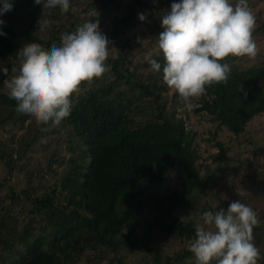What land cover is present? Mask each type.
I'll return each instance as SVG.
<instances>
[{"label": "trees", "instance_id": "16d2710c", "mask_svg": "<svg viewBox=\"0 0 264 264\" xmlns=\"http://www.w3.org/2000/svg\"><path fill=\"white\" fill-rule=\"evenodd\" d=\"M155 1L167 2L166 11L178 2ZM12 3V10L0 15L5 22L0 31L6 33L0 35V69L7 68L9 74L25 43L50 48L53 43L59 45L61 33L77 27L70 22L42 40L33 32L34 23L43 14L42 5L34 0ZM96 3L104 8L113 2L94 0L89 6ZM248 4L256 20L263 18L264 0H248ZM50 11L61 15L59 9ZM64 14L73 19L71 13ZM258 31L264 36V22ZM233 59L225 61L231 66L227 84L206 87L192 112L206 115L215 132L225 130L236 137L251 119L264 113V64L239 70ZM156 60L163 65V56ZM105 64L111 80L104 79V84L96 78L83 83L72 97L70 116L48 132H42L43 126L31 117L16 113V102L4 91L7 77L0 70V133L26 122L30 136L28 142L9 148L17 158L6 154L10 157L4 163L8 175L16 169L24 173L27 187L18 192L8 187L6 203L0 199V264H120L121 252L138 254L144 264H171L188 257L194 264L187 244L195 235L196 210L200 219L203 212L199 205L205 204L213 183L203 174L207 168L196 164L200 156L191 146L193 134L178 116L183 103L175 93L170 96L169 109L160 102L165 90L160 73L148 70L144 79H135L123 58L107 59ZM241 84L248 92L246 99L237 91ZM140 102L147 110L144 123L133 119ZM210 146L216 150L208 156L213 162L225 157L219 142ZM32 147L39 156L30 161ZM253 155L255 158V150L249 158ZM253 179L255 184L256 175ZM263 180L257 185L261 190ZM245 202L263 221V200L252 195L246 196ZM180 210L195 215L179 218L176 212ZM144 215L149 223L142 226ZM259 229L260 224L253 231L255 244L264 240V230L258 234ZM159 234L185 242L183 255L162 261ZM258 263L264 264L263 249Z\"/></svg>", "mask_w": 264, "mask_h": 264}, {"label": "clouds", "instance_id": "9594fccd", "mask_svg": "<svg viewBox=\"0 0 264 264\" xmlns=\"http://www.w3.org/2000/svg\"><path fill=\"white\" fill-rule=\"evenodd\" d=\"M155 2V0H154ZM0 15L12 10V0H0ZM45 9L67 13L70 0H34ZM97 11L73 32L61 33L59 45L45 48L40 43H25L17 52L18 64L3 81L6 94L16 102L15 111L34 119L42 132L58 127L71 114L74 94L83 83H91L107 70L109 40L99 30ZM141 21L146 20L139 14ZM5 22L0 20V25ZM37 32L50 26L43 14L37 20ZM157 45L164 63L149 58L150 71L161 73L167 88L178 95L186 108L194 98L203 96L206 87L227 84L231 66L229 57L255 60L259 48L254 38L256 15L248 0H179L162 15ZM0 35H6L0 31ZM242 99L248 92L241 84ZM195 225V235L187 249L194 264H258L261 250L253 231L260 218L252 207L232 201L227 208L205 211Z\"/></svg>", "mask_w": 264, "mask_h": 264}, {"label": "rangeland", "instance_id": "374dc122", "mask_svg": "<svg viewBox=\"0 0 264 264\" xmlns=\"http://www.w3.org/2000/svg\"><path fill=\"white\" fill-rule=\"evenodd\" d=\"M93 2L94 0H70L71 7L68 12L73 15V19L66 14H61L58 17L59 15L57 13H51L50 10L45 9L43 16L49 20L50 26L46 32L37 35L43 40L47 38L51 31L59 29L61 26L66 28L70 22H74V25L77 24L76 26L81 25L88 18L87 13L94 8L98 16L93 18V20H99V30L102 34L106 35L110 42L108 45V59L123 58L125 64L128 65L129 72L133 73V77L135 79H144L148 74V70H150L147 62L148 59H156L159 56H163L162 52L158 49L157 38L163 30L161 28L162 15L166 12L167 2L158 3L157 1L154 2V0H112L113 3L104 8L98 3L89 6ZM231 2L235 3L234 0H231ZM136 3H140V6L136 7ZM139 14H144L146 20L141 21L138 18ZM41 16L42 14L39 18ZM262 17L264 18V15ZM260 18L256 20L257 29L255 28L253 33L259 48V53L255 60H249L247 57L231 60L239 70L264 64V36L258 31V27L264 20ZM33 32H37L36 22L33 26ZM160 76H162V72ZM100 78L101 80L99 79V82L101 83H104V79L107 81L111 80L108 77L107 71ZM161 84L165 87V90L161 93L162 97L160 102L165 104L166 108L169 109L171 105L170 96H172L173 92L167 88L162 80ZM261 86L264 91V79L261 81ZM124 89L123 86H120L121 91H124ZM4 91L6 93V89ZM196 99H193L190 109L186 108L184 104L181 105L182 107L179 109L178 116L182 117L184 125L193 134L191 146L196 148L200 156L196 164H201L202 168H207V172L203 174L204 176L207 175L213 183L212 191L204 198L205 204L202 203V206L199 205L201 212H215L222 207L226 209L230 202L239 200L244 203L246 196L252 195H256L264 202V190L259 189L257 186L264 178V113L251 119L244 127V132L234 137L225 130L215 132L214 125L209 123L206 115L202 113L194 114L192 110L199 106L195 101ZM145 111H147L145 104L140 102L138 108L134 110L136 114L133 119L136 123L145 122ZM26 124L25 122L21 127L5 128L0 133V142L4 146L3 149L0 148V185L6 183L0 187V199L4 203L7 201L4 195L9 192V190L7 191L8 187L12 188L15 192L26 189L27 187L24 173L16 169L8 175V170L4 165L8 160L7 158H10L6 156L9 153V148H15L17 143L21 145L23 142L29 141L30 136L26 133ZM212 132L216 134L214 140H211L210 137ZM214 141L219 142L225 150V157L216 162L208 158L211 153L216 152L210 146ZM43 142L44 140L41 139V143ZM239 145L240 147L238 149L237 146ZM254 150L255 158L254 155L253 158H249ZM32 151L30 161L39 156L33 147ZM63 151L61 149L62 153ZM239 151L246 152V154L241 155L238 153ZM9 155H11V158H17L14 152H10ZM202 168L200 167V174ZM253 174L256 175L255 184L253 183ZM196 212L197 215L194 217V220L197 224L201 221L199 219V212L197 210ZM193 215L195 214H189L184 210L176 212V216L179 218L191 217ZM140 223L142 226L147 225L149 218L144 215L141 217ZM262 230H264V219L260 221V229L257 233L260 234ZM139 232L142 233V229ZM157 241L162 246V261L165 257L172 259L174 256H182V250L186 248V243L182 240L176 238L166 239L160 234L157 236ZM256 245L260 250L263 249L264 251V240L259 239V244L257 242ZM121 254L120 264H144L141 263L138 254L130 255L125 252H121ZM191 262L192 258L188 257L174 263L171 262V264H190Z\"/></svg>", "mask_w": 264, "mask_h": 264}]
</instances>
